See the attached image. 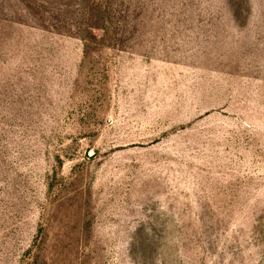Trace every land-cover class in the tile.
Wrapping results in <instances>:
<instances>
[{"label": "rangeland", "instance_id": "obj_1", "mask_svg": "<svg viewBox=\"0 0 264 264\" xmlns=\"http://www.w3.org/2000/svg\"><path fill=\"white\" fill-rule=\"evenodd\" d=\"M0 264H264V0H0Z\"/></svg>", "mask_w": 264, "mask_h": 264}]
</instances>
